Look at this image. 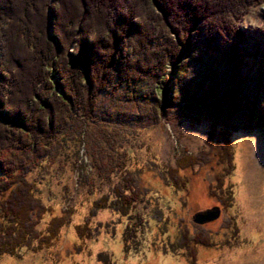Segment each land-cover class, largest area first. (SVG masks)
I'll use <instances>...</instances> for the list:
<instances>
[{"label":"rangeland","instance_id":"obj_1","mask_svg":"<svg viewBox=\"0 0 264 264\" xmlns=\"http://www.w3.org/2000/svg\"><path fill=\"white\" fill-rule=\"evenodd\" d=\"M237 25L240 70L222 43L212 51L195 34L167 66L165 93L160 77L127 78L79 133L58 137L26 178L47 208L37 229L65 222L50 245L0 264H264V4ZM118 184L138 194L125 214L113 205ZM213 205L216 219L191 221Z\"/></svg>","mask_w":264,"mask_h":264},{"label":"trees","instance_id":"obj_2","mask_svg":"<svg viewBox=\"0 0 264 264\" xmlns=\"http://www.w3.org/2000/svg\"><path fill=\"white\" fill-rule=\"evenodd\" d=\"M259 4L264 0H0V255L50 245L65 222L53 216L37 229L47 208L26 178L59 136L93 121L99 101L121 81L160 77L165 93L167 66L176 69L195 34L212 51L222 43L228 64L240 70L245 33L237 22ZM126 189L114 188L121 214L138 195Z\"/></svg>","mask_w":264,"mask_h":264},{"label":"water","instance_id":"obj_3","mask_svg":"<svg viewBox=\"0 0 264 264\" xmlns=\"http://www.w3.org/2000/svg\"><path fill=\"white\" fill-rule=\"evenodd\" d=\"M49 14V12H48ZM53 30V22L49 20L48 33L51 34ZM220 209L217 205H213L209 208L195 211L191 215V221L197 224H203L216 219L219 216Z\"/></svg>","mask_w":264,"mask_h":264}]
</instances>
